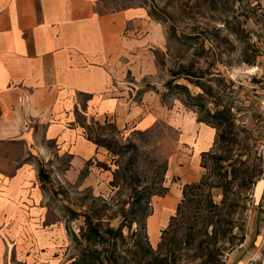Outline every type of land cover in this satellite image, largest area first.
I'll use <instances>...</instances> for the list:
<instances>
[{"label":"rangeland","instance_id":"1","mask_svg":"<svg viewBox=\"0 0 264 264\" xmlns=\"http://www.w3.org/2000/svg\"><path fill=\"white\" fill-rule=\"evenodd\" d=\"M102 2L107 10L146 4L162 26L164 42L150 54L156 71L140 84L134 100L164 114L146 130L87 124V138L105 159L68 183L62 177L68 159L55 156L53 165L43 168L46 179L38 174L45 211L35 223L28 221L23 239L2 248L0 264H86L91 254L103 264H139L147 251L175 264H202L212 246L158 244L185 180L196 173L188 168L189 174L170 175L168 167L174 171V159L183 168L198 157L203 147L197 148V141L206 142L200 134L211 137L203 125L211 121L207 114L217 111L224 122L215 128L206 124L214 134L200 160L201 178L207 179L203 193L222 207L232 223L230 235L243 234L244 241L233 248L219 242L216 248L223 249V264H264V0ZM145 93L150 98L143 101ZM220 133L224 140H217ZM158 199L171 201L165 202L172 213L161 230L154 221L147 228L145 217ZM197 209L191 206L190 221ZM89 227L99 236L89 237ZM109 229L113 239L105 233ZM172 235L180 239V231Z\"/></svg>","mask_w":264,"mask_h":264},{"label":"crops","instance_id":"2","mask_svg":"<svg viewBox=\"0 0 264 264\" xmlns=\"http://www.w3.org/2000/svg\"><path fill=\"white\" fill-rule=\"evenodd\" d=\"M163 42L146 4L107 10L102 0H0V252L45 211L40 168L65 156L63 181L72 183L105 159L87 124L146 130L162 118L163 109L138 106L134 92L156 71L150 54ZM200 137L196 159L168 167L170 175L196 170L184 184L202 176L201 155L213 139ZM165 202L157 200L147 228L165 226L172 213Z\"/></svg>","mask_w":264,"mask_h":264},{"label":"trees","instance_id":"3","mask_svg":"<svg viewBox=\"0 0 264 264\" xmlns=\"http://www.w3.org/2000/svg\"><path fill=\"white\" fill-rule=\"evenodd\" d=\"M207 116L211 119V121L204 123L211 125L213 128H215V125L221 126L224 122L223 117H221L222 111H217L216 113L211 115L207 114ZM218 139L224 140V134H218L217 140ZM88 140L90 139L88 138ZM204 154L205 153H203L202 155ZM38 174L41 178L46 179L43 168L39 169ZM206 184L207 179L201 178V180L197 184L192 183L185 184L183 186L181 192L182 199L177 204L175 214L170 217L167 227L161 231V242L158 244V247L161 248L164 243L171 242L175 244V246L182 243L184 246H186V248H188L191 247L196 241H198L199 245L205 243L207 247L212 246V251H214L212 252L209 250L207 254L203 255V257H205V260L202 264H223L220 258L221 251L223 249H221L220 247L216 248V245L219 242H223L221 246H223V244L225 243H228L230 247L233 248L234 245L243 243L244 235L242 234L240 237L230 235L232 223L229 219H226V214L221 213L222 207L213 202L211 195H205L203 193V187ZM164 190H166V188ZM149 195L150 194H147L146 196L149 197ZM224 202L225 201H222V204H224ZM193 205L198 206V215L190 221L191 206ZM151 213L149 215H146L145 217L148 218ZM193 224H198L199 227H192ZM223 226H225V229H222ZM177 231H180L179 240L176 239L174 235H172ZM114 232L115 231H113L112 229L105 231V233L109 235V238L112 239L114 238ZM87 233L89 237L99 236V231L94 227H89ZM147 252L148 253L147 255H145V258L140 259L141 262L139 264H175L170 261L168 256L153 257L151 253H149L151 251ZM93 253L97 255L95 251H93ZM106 260L108 261L109 258H107ZM96 262L98 264H103L104 261L99 260V257L93 258L91 254L86 264H96Z\"/></svg>","mask_w":264,"mask_h":264},{"label":"bare ground","instance_id":"4","mask_svg":"<svg viewBox=\"0 0 264 264\" xmlns=\"http://www.w3.org/2000/svg\"><path fill=\"white\" fill-rule=\"evenodd\" d=\"M152 231H153V228L151 229V233H152Z\"/></svg>","mask_w":264,"mask_h":264}]
</instances>
